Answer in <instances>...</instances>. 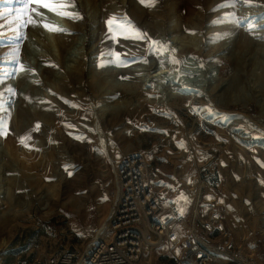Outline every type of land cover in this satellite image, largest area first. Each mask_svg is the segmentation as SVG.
I'll use <instances>...</instances> for the list:
<instances>
[{
  "label": "rangeland",
  "instance_id": "obj_1",
  "mask_svg": "<svg viewBox=\"0 0 264 264\" xmlns=\"http://www.w3.org/2000/svg\"><path fill=\"white\" fill-rule=\"evenodd\" d=\"M74 4L77 22L39 9L38 26L0 29V120L9 129L0 137V197L23 187L43 203L34 198L29 214L0 230V251L12 264L60 247L83 255L114 205L126 152L143 158L175 212L187 219L196 209L203 221L214 206L227 236L264 264V0ZM21 6L0 0V13ZM113 15L150 39L113 38L105 23ZM45 21L71 35L46 30ZM16 46L25 71L13 78ZM112 53L126 63H109ZM150 255L147 264H163Z\"/></svg>",
  "mask_w": 264,
  "mask_h": 264
},
{
  "label": "built area",
  "instance_id": "obj_2",
  "mask_svg": "<svg viewBox=\"0 0 264 264\" xmlns=\"http://www.w3.org/2000/svg\"><path fill=\"white\" fill-rule=\"evenodd\" d=\"M258 122L257 130L264 136V119ZM140 158L134 156L117 167L112 212L88 251L79 255L60 247L27 264H142L146 245L153 262L160 259L163 264H258L227 236L214 206L208 205L203 221L196 209L187 219L175 212ZM0 264H12L7 249L0 251Z\"/></svg>",
  "mask_w": 264,
  "mask_h": 264
},
{
  "label": "snow or ice",
  "instance_id": "obj_3",
  "mask_svg": "<svg viewBox=\"0 0 264 264\" xmlns=\"http://www.w3.org/2000/svg\"><path fill=\"white\" fill-rule=\"evenodd\" d=\"M22 6L19 9H16L13 15L12 9L5 10L4 13H0V21H6V23H0V29H9L10 31L14 33H20L22 29L27 28L29 25L36 27L37 21L33 18V14L35 16L42 17V13L39 11V9H46L49 12L54 13L55 15L61 17V18H67L73 22H77L79 20H82L83 17L79 13H74L72 11H69L68 9L74 8V0H21ZM238 2V0H233V7ZM140 3L146 7V8H152L156 4V0H140ZM35 5V7H33ZM107 25L108 32L113 36V38H123V39H135V40H149L150 38L147 36L146 33L142 32L140 29H138L132 22L127 18V16L124 17H118V16H111L109 19L105 22ZM236 26H239L240 23H243V21H235ZM42 27L46 30L54 33H62V34H68L71 35V33L66 32V30L51 25L47 23L46 21L42 23ZM5 35L3 31H0V36ZM17 38H21L20 36H17ZM158 42L151 41V45L154 50H159L156 48ZM114 56V60L109 61V63H114L116 66H123L126 62L121 60V57L119 54L112 53ZM7 59V58H3ZM10 62H13L16 64V68L12 70V72L9 74L13 78L15 77V74L17 71H25V66L21 63H19V46H16V48L11 53V60ZM172 63L179 64V61L173 60ZM104 65L101 64V67ZM33 75H35V71L32 72ZM5 83V77H0V84ZM7 91L11 94V96L16 95L15 89L9 88ZM3 100V93H0V101ZM65 103H68L65 101ZM72 107H76L75 105H72ZM0 111H7V109L4 108L3 103H0ZM210 114H212L211 110H209ZM10 119V115H9ZM39 128V125H37V129ZM9 129H8V121L6 120H0V137H6L8 135ZM30 136L22 137L20 140V143L27 147L28 144L26 141L30 140ZM69 166L65 165V169L67 170ZM69 175H71V172H69ZM182 200H186L185 197L181 196ZM181 215H183V209H180Z\"/></svg>",
  "mask_w": 264,
  "mask_h": 264
},
{
  "label": "bare ground",
  "instance_id": "obj_4",
  "mask_svg": "<svg viewBox=\"0 0 264 264\" xmlns=\"http://www.w3.org/2000/svg\"><path fill=\"white\" fill-rule=\"evenodd\" d=\"M5 1H8V0H5ZM167 141L171 142V143H169L171 145V149L178 153L179 150H178V148H176L174 146L173 142L170 141V139H168ZM125 153L126 152H122L121 158L119 160L120 164H122V162L124 160H127L130 157H134V155H135V154L129 155V154H125ZM190 157H191V160L195 162L194 156H190ZM140 161L143 162V160L141 158H140ZM116 173H117V171H116ZM33 182L35 184L32 183V185L36 189H39L41 187V183L37 184V182L39 183L40 181L33 180ZM116 186H117V184H116ZM17 190L18 191H17L15 196L8 195V197L6 198L4 195L3 196L1 195V197H0V230H4V229L9 228V227H15L16 220L18 218H20L21 215L29 214L30 211H31V207L33 205L32 200H34V198L36 199L37 202L40 203V205H43V203H41L42 202L41 201L42 198H41V196H39L37 191H35V192L34 191H28V190H26L23 187H19ZM116 190H117V187H116ZM115 200L116 199H114V203H115ZM112 209H113V205H112V207L110 209V212L107 213V216L104 218V220L109 217L110 213L112 212ZM42 211H45L46 213L49 211L47 205H46L45 208L42 209ZM103 225H104V222L101 225L100 229L97 231V233L94 235L93 239H91V242H90L89 246H91L94 243V241L101 236V233L103 231ZM152 240H153V238H150V241H152ZM144 251H145V257L143 256L144 257V261L142 262V264H147V263L150 262L149 260H151V255H150L151 251L149 250V246L148 245H146Z\"/></svg>",
  "mask_w": 264,
  "mask_h": 264
}]
</instances>
